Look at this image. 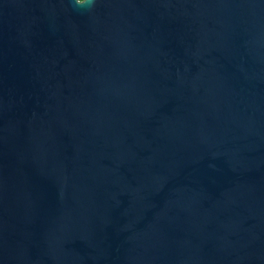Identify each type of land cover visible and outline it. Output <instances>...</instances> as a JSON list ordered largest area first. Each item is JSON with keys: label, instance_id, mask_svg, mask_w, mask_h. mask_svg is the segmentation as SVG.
I'll list each match as a JSON object with an SVG mask.
<instances>
[{"label": "water", "instance_id": "1", "mask_svg": "<svg viewBox=\"0 0 264 264\" xmlns=\"http://www.w3.org/2000/svg\"><path fill=\"white\" fill-rule=\"evenodd\" d=\"M0 264H264V0H0Z\"/></svg>", "mask_w": 264, "mask_h": 264}, {"label": "clouds", "instance_id": "2", "mask_svg": "<svg viewBox=\"0 0 264 264\" xmlns=\"http://www.w3.org/2000/svg\"><path fill=\"white\" fill-rule=\"evenodd\" d=\"M78 3L84 8H91L95 3V0H78Z\"/></svg>", "mask_w": 264, "mask_h": 264}]
</instances>
